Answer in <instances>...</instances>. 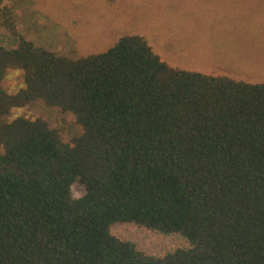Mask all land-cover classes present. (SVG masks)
<instances>
[{
    "label": "trees",
    "instance_id": "obj_1",
    "mask_svg": "<svg viewBox=\"0 0 264 264\" xmlns=\"http://www.w3.org/2000/svg\"><path fill=\"white\" fill-rule=\"evenodd\" d=\"M1 3L18 43L0 46V264H264V82L173 70L139 36L66 57L19 36ZM34 101L82 132L63 143L41 117L3 121ZM115 223L188 246L148 255Z\"/></svg>",
    "mask_w": 264,
    "mask_h": 264
},
{
    "label": "rangeland",
    "instance_id": "obj_2",
    "mask_svg": "<svg viewBox=\"0 0 264 264\" xmlns=\"http://www.w3.org/2000/svg\"><path fill=\"white\" fill-rule=\"evenodd\" d=\"M239 1L249 0H2L1 8L10 10L6 17L15 18L19 36L66 57L101 53L123 36H139L173 70L262 83L264 0L256 1L258 10L236 11ZM1 20L0 46L15 47L17 37ZM20 82V71L7 70L2 85L14 93ZM16 117L47 120L63 143L82 132L72 113L40 101L11 109L3 121ZM70 191L74 199L85 193L79 181ZM111 234L157 257L188 246L180 235H163L133 223H115Z\"/></svg>",
    "mask_w": 264,
    "mask_h": 264
},
{
    "label": "crops",
    "instance_id": "obj_3",
    "mask_svg": "<svg viewBox=\"0 0 264 264\" xmlns=\"http://www.w3.org/2000/svg\"><path fill=\"white\" fill-rule=\"evenodd\" d=\"M258 0H249V1H239L236 2L234 6V10H239L241 8L247 9V10H258L259 9V3L256 2ZM247 12V11H246ZM244 12V14L246 13Z\"/></svg>",
    "mask_w": 264,
    "mask_h": 264
}]
</instances>
